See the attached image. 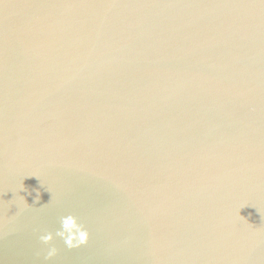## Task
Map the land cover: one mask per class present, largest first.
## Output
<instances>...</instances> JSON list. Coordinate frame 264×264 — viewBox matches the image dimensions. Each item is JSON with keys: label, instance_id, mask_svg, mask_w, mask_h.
I'll list each match as a JSON object with an SVG mask.
<instances>
[{"label": "water", "instance_id": "water-1", "mask_svg": "<svg viewBox=\"0 0 264 264\" xmlns=\"http://www.w3.org/2000/svg\"><path fill=\"white\" fill-rule=\"evenodd\" d=\"M0 264H264L262 0H0Z\"/></svg>", "mask_w": 264, "mask_h": 264}, {"label": "clouds", "instance_id": "clouds-1", "mask_svg": "<svg viewBox=\"0 0 264 264\" xmlns=\"http://www.w3.org/2000/svg\"><path fill=\"white\" fill-rule=\"evenodd\" d=\"M21 198L24 203H26L24 198ZM56 235L61 237L69 247H79L80 245L87 243L89 239V232L74 214H69L61 218V227L57 230ZM40 239L47 244L53 239V234H43ZM55 255L56 249L54 247L50 248L47 252V257L51 258Z\"/></svg>", "mask_w": 264, "mask_h": 264}, {"label": "snow or ice", "instance_id": "snow-or-ice-1", "mask_svg": "<svg viewBox=\"0 0 264 264\" xmlns=\"http://www.w3.org/2000/svg\"><path fill=\"white\" fill-rule=\"evenodd\" d=\"M262 4H264V0H262Z\"/></svg>", "mask_w": 264, "mask_h": 264}]
</instances>
